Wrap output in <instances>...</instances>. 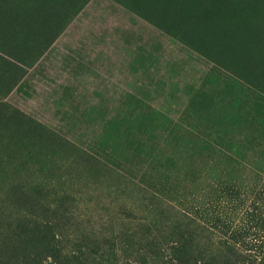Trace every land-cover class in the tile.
Returning a JSON list of instances; mask_svg holds the SVG:
<instances>
[{
    "label": "rangeland",
    "instance_id": "obj_1",
    "mask_svg": "<svg viewBox=\"0 0 264 264\" xmlns=\"http://www.w3.org/2000/svg\"><path fill=\"white\" fill-rule=\"evenodd\" d=\"M0 264H264V0H0Z\"/></svg>",
    "mask_w": 264,
    "mask_h": 264
}]
</instances>
